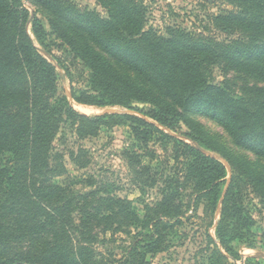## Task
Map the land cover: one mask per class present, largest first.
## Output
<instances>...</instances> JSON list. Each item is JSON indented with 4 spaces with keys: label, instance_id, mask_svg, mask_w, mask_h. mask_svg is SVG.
I'll return each instance as SVG.
<instances>
[{
    "label": "rangeland",
    "instance_id": "1",
    "mask_svg": "<svg viewBox=\"0 0 264 264\" xmlns=\"http://www.w3.org/2000/svg\"><path fill=\"white\" fill-rule=\"evenodd\" d=\"M70 1L81 10L97 13L103 19L110 18V11L103 6L104 3L137 5L144 16L145 31L154 28L159 35L167 37L172 34L182 44L195 49L199 56L192 63L208 85L217 86L239 106L264 113V0ZM22 2L45 28L41 40L32 33L31 23L28 32L41 56L55 67L58 95L66 98L83 115L109 116L94 137L79 139L73 129L62 126L51 143L49 157L53 163H62L66 173L46 171L40 182L52 179L69 196V202L59 209L67 219L70 231L83 226L88 231L101 232L104 228L115 229L120 223L127 230L137 231L135 220L96 221L88 215L95 213L97 201L114 197L130 201L138 215L144 216L145 206L153 207L162 199V190L168 189V180L184 182L188 160L182 156L176 161L174 157L176 148L182 149V144H186L221 161L227 168V177L219 184L216 197L211 199L199 191L197 182L183 187L180 194L186 213L183 225L167 244L166 251L149 255L147 264H264V197L252 189L243 193V205L252 219L250 233L228 246L231 253L225 252L216 237L224 195L232 175L223 156H232L264 172V159L234 140L237 127L218 110L176 108L179 114H171L169 120L173 127L169 129L149 117L153 108L145 103L106 107L77 104L73 94L79 96L89 90L90 73L73 48L55 33L50 22L62 27L72 24L75 32L80 33L88 45L95 47L87 39L89 33L81 32L82 25L75 22L58 21L34 0ZM69 35L74 36V33ZM78 43L82 44V41ZM130 76L134 77L133 74ZM130 117H138L157 126L160 131L141 126L138 137L133 128L136 124ZM260 120L258 125L264 126V114ZM137 161L151 170L147 175L151 177V183L146 187L136 177ZM147 177L142 178L143 181ZM95 191L104 194L95 196ZM32 195V204L25 208L22 198H12L0 188V205L10 233L6 241H0V264H42L48 258L49 249L53 248V243H46L52 231L47 222L56 211V200L47 193L38 195L33 192ZM109 207L102 203L101 209L107 213L105 210ZM109 209L114 211L113 207ZM80 213L87 215V219L83 220ZM121 238L130 242L124 234L107 232L100 235L97 243L89 244L104 258L119 259L129 245L125 246ZM77 245L70 243L69 247ZM7 258L10 259L8 263L4 262Z\"/></svg>",
    "mask_w": 264,
    "mask_h": 264
},
{
    "label": "trees",
    "instance_id": "2",
    "mask_svg": "<svg viewBox=\"0 0 264 264\" xmlns=\"http://www.w3.org/2000/svg\"><path fill=\"white\" fill-rule=\"evenodd\" d=\"M34 1L58 21L82 25L81 32H88L87 39L94 43L95 47L88 45L70 23L69 27H62L50 22L55 33L73 48L90 73L89 90L79 96L73 94L77 104L106 107L145 103L153 108L149 117L169 129L173 127L169 117L179 114L176 108L218 110L237 127L234 140L264 159V126L258 125L264 113L249 111L224 95L217 86L208 85L192 63L199 56L195 49L182 44L172 34L162 36L154 28L145 31L144 16L137 5L103 4L102 1L110 11V18L103 19L97 13L81 10L70 0ZM30 23L32 33L41 40L45 28L39 19L31 16L22 0H0V188L12 198H22L25 208L32 204L33 192L47 193L56 200V211L47 222L52 231L46 243H53V248L42 264H147L149 255L166 251L167 244L183 225L186 217L180 197L183 187L197 182L206 198H215L219 184L227 177V168L221 161L182 144V149L176 148L174 158L179 161L184 156L188 160L184 182L165 181L168 189L162 190V199L153 207L145 206L144 216L138 215L130 201L114 197L97 201L95 213L88 215L96 221L135 220L137 231L127 230L120 223L115 229L104 228L101 232L88 231L83 226L74 227L71 232L59 209L69 202V196L52 179L40 182L46 171L66 173L62 163H53L49 157L51 143L62 126L73 129L79 139L94 137L109 116L83 115L58 95L55 67L36 48L28 32ZM71 33L74 36L69 35ZM129 71L134 77L127 74ZM130 119L136 124L133 128L138 137L141 126L160 131L138 117ZM223 159L228 162L232 175L216 237L225 252L231 253L228 246L250 233L252 219L243 205V193L252 189L264 197V172L232 156L224 155ZM137 165L136 177L146 187L151 183V177H147L151 170L140 161ZM99 194L104 193L94 192L95 196ZM102 203L113 207L114 211L108 208L105 213ZM2 209L0 205V241H6L10 233ZM80 216L87 219L84 213ZM107 232L124 234L130 240L121 238L125 246L129 245L124 246L126 249L119 259L112 256L106 259L89 244L97 243L100 235ZM208 239L212 242L210 235ZM70 243L78 245L71 248Z\"/></svg>",
    "mask_w": 264,
    "mask_h": 264
}]
</instances>
